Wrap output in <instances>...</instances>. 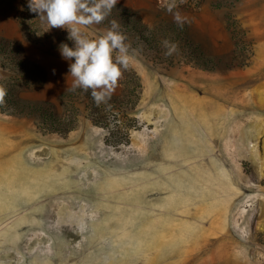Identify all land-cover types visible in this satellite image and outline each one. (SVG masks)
Returning a JSON list of instances; mask_svg holds the SVG:
<instances>
[{"label": "rangeland", "instance_id": "1", "mask_svg": "<svg viewBox=\"0 0 264 264\" xmlns=\"http://www.w3.org/2000/svg\"><path fill=\"white\" fill-rule=\"evenodd\" d=\"M118 1L150 27L178 12L210 54H231L230 15L252 55L209 69L153 58L112 13L81 26L98 39L116 20L127 37L142 83L137 125L112 144L84 109L65 134L0 110V264H264V0H177L172 13L164 0ZM68 35L28 0H0V36L41 68L16 77L0 64V85L61 108L74 79V58L60 53Z\"/></svg>", "mask_w": 264, "mask_h": 264}, {"label": "trees", "instance_id": "2", "mask_svg": "<svg viewBox=\"0 0 264 264\" xmlns=\"http://www.w3.org/2000/svg\"><path fill=\"white\" fill-rule=\"evenodd\" d=\"M111 13L120 20L125 31L132 33L145 47L152 52L153 58L166 57L169 61H193L205 68L213 69L218 65L239 66L249 61L251 41L244 39L233 28L236 23L228 16V26L234 37V47L230 55L210 54L205 52L195 41L185 27L176 22L165 23L158 27L148 26L139 15L137 9L117 2ZM110 13V14H111ZM168 33L177 34L169 38ZM167 40L177 45L176 52L168 56L163 42ZM74 47V45H73ZM0 64L7 67L16 77H23L31 72H39L40 66L29 61L23 51L21 42L16 38L0 36ZM117 54H113V58ZM122 89L114 92L106 103L97 105L91 95V90L85 92L80 88L72 90V85L64 89L57 102L40 98H25L15 95L10 87H6V104L0 106L2 112L29 114L36 117L38 126L45 132L65 134L76 127L82 110L92 123L106 129V140L112 144L126 143L129 140V131L137 125L135 110L140 99L142 83L136 69L129 63L126 70L122 69V76L118 80ZM83 105V108L81 107Z\"/></svg>", "mask_w": 264, "mask_h": 264}, {"label": "clouds", "instance_id": "3", "mask_svg": "<svg viewBox=\"0 0 264 264\" xmlns=\"http://www.w3.org/2000/svg\"><path fill=\"white\" fill-rule=\"evenodd\" d=\"M117 2L118 0H28V10L46 22L49 29L68 30V39L74 41V47L62 43L60 53L65 60L71 61L74 58V62L69 65V73L74 78L72 90H91L97 105L110 99L122 76V69L128 68L129 46L125 43L127 37L118 31L120 25L116 20L111 21V28L98 39L86 38L81 26L101 24ZM163 6L172 13L177 7V0H164ZM174 20L180 27L186 22V18L178 12L174 13ZM163 44L167 49L166 55L171 56L176 52V44L167 40ZM114 53H119L115 59ZM6 96V87L0 85V106L6 104Z\"/></svg>", "mask_w": 264, "mask_h": 264}]
</instances>
